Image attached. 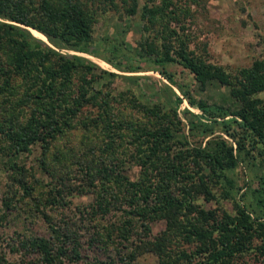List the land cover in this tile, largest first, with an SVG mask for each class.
Returning a JSON list of instances; mask_svg holds the SVG:
<instances>
[{"label":"trees","instance_id":"1","mask_svg":"<svg viewBox=\"0 0 264 264\" xmlns=\"http://www.w3.org/2000/svg\"><path fill=\"white\" fill-rule=\"evenodd\" d=\"M158 1L120 0L127 14L162 24L159 41L142 33L135 49L123 40L105 46L129 70L140 68L131 55L161 66L168 82L147 95L112 89L115 71L61 49L96 52L92 23L106 0H0V159L8 176L0 228L23 212L46 225L0 235L16 264H137L146 251L155 264H247L240 258L252 248L264 256V170L249 186L262 215L236 198L238 164L264 145V58L229 71L195 56L167 23L181 22L183 9ZM169 61L200 89L227 86L226 98L197 96L166 70ZM174 87L197 109H184L187 130ZM82 195L89 200L73 204ZM158 219L164 227L152 233ZM7 253L0 247V264H11Z\"/></svg>","mask_w":264,"mask_h":264},{"label":"rangeland","instance_id":"2","mask_svg":"<svg viewBox=\"0 0 264 264\" xmlns=\"http://www.w3.org/2000/svg\"><path fill=\"white\" fill-rule=\"evenodd\" d=\"M119 6L116 9L112 3L103 2L97 8L96 18L92 23V37L96 45L94 53L77 51L71 48L63 47L64 51L82 54L95 61L101 68L115 71L116 74L107 76L111 81V88L118 90H130L139 94L144 92L149 94L155 87L160 86L163 81L168 82L166 76L160 72V65L147 59L135 60L136 56L131 55L130 61L140 65L137 70H129L124 58L114 56L105 48L109 41L120 42L121 40L131 49H135L138 41L142 37V33L149 34L159 41L162 31V24H149L140 13L127 14L121 5L120 0H116ZM146 0H139L142 5ZM176 4L182 8L180 15L181 22L172 19L167 23L171 28H177L179 37H187L189 39V49L192 54L204 58L215 64H221L229 71H234L241 66L249 65L256 58H264V0H174ZM155 2H159L155 0ZM189 9V10H188ZM187 10V11H185ZM186 15H183L186 13ZM144 25H148L145 29ZM181 25L182 27H179ZM178 35L172 34L170 39L174 45H177ZM44 39V38H43ZM47 41V38L45 39ZM124 45V44H122ZM121 59V60H120ZM118 61H122L119 65ZM167 71L172 72L175 79L185 84V88H191L192 92L197 96L204 97L211 102H220L226 98L228 94L227 86L219 83H212L204 89L197 87L192 73L183 67L177 61H169L165 64ZM136 76L135 79L133 77ZM177 92L179 90L174 87ZM182 101L174 105L178 114L184 122V128L187 130V119L185 118L184 109L197 110L191 106L185 99L184 95L179 92ZM216 132H220L217 130ZM190 137V136H189ZM228 137V136H227ZM191 138V137H190ZM229 138V137H228ZM230 139V138H229ZM262 150V152H261ZM264 145L258 144L254 148V157L251 162L246 164L240 162L236 169V175L239 183L242 185L236 194V198L241 203L249 202L253 214L262 215V211L256 202L255 196L249 189V186L257 185V176L264 170ZM38 150H35L37 154ZM34 155L31 154L30 157ZM139 166L134 164L130 166L126 173L133 177L137 174ZM7 173L0 159V189L3 181L7 179ZM246 181V182H245ZM245 191V197L241 193ZM1 195V191H0ZM73 204L87 202L88 196H74ZM224 206L231 208L229 200L221 201ZM211 205L216 204L214 200L209 202ZM71 206L70 212L74 211ZM57 209L51 210L54 215ZM25 217L11 216L7 222H4L0 228L1 237L7 234H14L13 230L17 228L24 232H43L46 229L45 222L39 216L35 218L27 217V213L23 212ZM58 215V214H55ZM264 219V218H263ZM164 227L163 219L152 221V233ZM260 243V240L255 241ZM0 247L7 251L6 257L11 264H16V255L9 251L6 241L0 242ZM247 264H264V256L252 248L243 257L240 258ZM137 264H155L157 256L149 251L139 254L136 258ZM125 264V263H119ZM134 264V263H133Z\"/></svg>","mask_w":264,"mask_h":264}]
</instances>
